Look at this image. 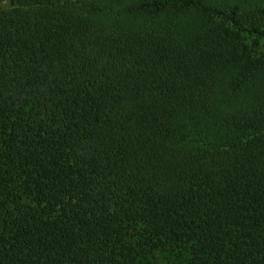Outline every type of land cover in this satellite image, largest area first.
I'll return each mask as SVG.
<instances>
[{"label":"trees","instance_id":"1","mask_svg":"<svg viewBox=\"0 0 264 264\" xmlns=\"http://www.w3.org/2000/svg\"><path fill=\"white\" fill-rule=\"evenodd\" d=\"M0 264H264V0H0Z\"/></svg>","mask_w":264,"mask_h":264}]
</instances>
